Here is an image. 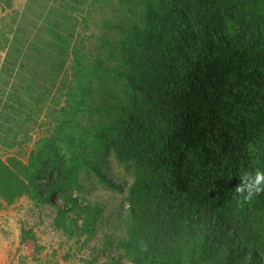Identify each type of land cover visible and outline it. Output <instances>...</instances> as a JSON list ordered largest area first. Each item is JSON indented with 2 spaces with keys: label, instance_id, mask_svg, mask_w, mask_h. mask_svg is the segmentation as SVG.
<instances>
[{
  "label": "trees",
  "instance_id": "16d2710c",
  "mask_svg": "<svg viewBox=\"0 0 264 264\" xmlns=\"http://www.w3.org/2000/svg\"><path fill=\"white\" fill-rule=\"evenodd\" d=\"M0 9V206L55 207L81 264H264V193L234 192L264 171V0Z\"/></svg>",
  "mask_w": 264,
  "mask_h": 264
},
{
  "label": "rangeland",
  "instance_id": "374dc122",
  "mask_svg": "<svg viewBox=\"0 0 264 264\" xmlns=\"http://www.w3.org/2000/svg\"><path fill=\"white\" fill-rule=\"evenodd\" d=\"M25 0H14V6L21 10ZM0 15L6 11L0 9ZM101 15V14H100ZM0 50V64L4 56ZM32 143L24 145L30 148ZM14 153L15 150H10ZM9 150L0 146V155L5 157ZM56 208L41 205L28 196H22L14 203L0 206V264H81L87 256L78 249L77 238H68L54 225ZM22 227L32 228L37 236L39 250L31 239L21 242ZM69 251L68 257H65ZM123 264H132L123 260Z\"/></svg>",
  "mask_w": 264,
  "mask_h": 264
},
{
  "label": "clouds",
  "instance_id": "9594fccd",
  "mask_svg": "<svg viewBox=\"0 0 264 264\" xmlns=\"http://www.w3.org/2000/svg\"><path fill=\"white\" fill-rule=\"evenodd\" d=\"M239 179L240 183L234 192L240 197L238 200L240 206L251 203L254 197L264 193V171L243 172ZM140 243L142 250H146L147 245L143 241Z\"/></svg>",
  "mask_w": 264,
  "mask_h": 264
}]
</instances>
